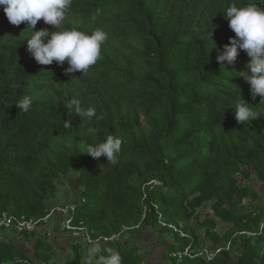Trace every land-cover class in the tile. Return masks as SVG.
<instances>
[{
	"label": "trees",
	"instance_id": "16d2710c",
	"mask_svg": "<svg viewBox=\"0 0 264 264\" xmlns=\"http://www.w3.org/2000/svg\"><path fill=\"white\" fill-rule=\"evenodd\" d=\"M68 179L95 238L166 222L187 234L171 250L202 230L230 243L173 264H264L248 235L264 207L246 209L263 196L264 0H0V211L44 218ZM98 252L145 264L133 244ZM20 258L0 241V264Z\"/></svg>",
	"mask_w": 264,
	"mask_h": 264
},
{
	"label": "crops",
	"instance_id": "0c3cea01",
	"mask_svg": "<svg viewBox=\"0 0 264 264\" xmlns=\"http://www.w3.org/2000/svg\"><path fill=\"white\" fill-rule=\"evenodd\" d=\"M79 200L80 195L70 179L67 185L60 184L58 198L57 201L53 202V207L68 203L76 204ZM202 212V217L205 218L206 215L211 213V209L207 206ZM64 221L65 217L62 214H54L48 222L42 224L36 230L40 233V236L36 239L33 238L36 231L30 234L29 237H25L24 234H18L14 230H0V241L10 243L25 252L31 257L33 264H70L71 246H74L76 254L81 257V264H113L99 259L101 253L98 252V249L110 244H90L85 240L82 233L65 230ZM222 224L229 226L227 228ZM230 227V224L218 219L217 230L221 235L227 232ZM201 236L203 237V244L200 245V248L204 246L215 248L213 243L206 237L204 230H202ZM45 241L50 246V251L47 253L45 252L47 247L43 245ZM121 242L138 246L145 264H173L170 253L173 251L171 247L175 244L167 239L161 231L145 229L142 232L127 235ZM83 246L89 247V251L85 254L82 252ZM167 253L172 261H168Z\"/></svg>",
	"mask_w": 264,
	"mask_h": 264
},
{
	"label": "built area",
	"instance_id": "2783aa9c",
	"mask_svg": "<svg viewBox=\"0 0 264 264\" xmlns=\"http://www.w3.org/2000/svg\"><path fill=\"white\" fill-rule=\"evenodd\" d=\"M146 197V196H145ZM76 210V204H67V205H56L51 208V211L47 216L41 219L22 216H14L5 211H0V230H14L18 234H32L34 233L41 225L42 222H48L54 214H62L65 217L64 229L71 232H80L85 237V240L90 244H114L121 242L126 235L134 230L140 229L141 223L134 227H125L122 231L114 233L111 236H100L95 238L92 236V233L89 232L86 228L81 226H75L72 221L69 219L73 212ZM145 217V216H144ZM163 226H168L178 232L183 237H187L185 232H182L177 226L162 222ZM264 233V221L261 223L259 231L256 233L248 232L249 234L256 235ZM230 243L226 247L210 248L207 246L201 247L198 251H195L192 246H188L185 249H176L173 250L170 255L174 261L177 263L183 262L185 259L202 257L207 261H211L215 258L224 249H229ZM17 264H30L28 259H17Z\"/></svg>",
	"mask_w": 264,
	"mask_h": 264
},
{
	"label": "rangeland",
	"instance_id": "374dc122",
	"mask_svg": "<svg viewBox=\"0 0 264 264\" xmlns=\"http://www.w3.org/2000/svg\"><path fill=\"white\" fill-rule=\"evenodd\" d=\"M72 179V178H71ZM69 180L70 179H68V181H61L60 180V184L62 183V185H67L68 184V182H69ZM254 185L255 186H257V188L259 189V190H262V194H263V196H262V198L260 199V200H248L247 201V203H246V209L247 210H251V209H256L257 207H264V182L263 181H261V180H257V179H255L254 180ZM69 186V185H68ZM64 187V186H63ZM62 187V188H63ZM61 191V190H60ZM57 198H58V196L55 198V201H57ZM68 204H72V203H68ZM64 205H67V204H64ZM222 225H224V226H226L227 228H228V226L229 225H226V224H222ZM159 228L157 227L156 228V230H158ZM163 234L165 235V237L167 238V239H169V240H171L174 244H175V246L178 248V247H180L181 246V244L184 242V240L185 239H183L182 237L180 238V237H177V236H175V234H174V232L173 231H170V230H164L163 231ZM127 235H129V234H127ZM126 235V236H127ZM40 236V233H39V231H36V233H35V235L33 236V238H37V237H39ZM191 241V240H190ZM83 253L85 254V253H87L88 251H89V247H87V246H83ZM76 250L74 249V246H71L70 247V264H81V262H82V259H81V257L80 256H78L76 253L77 252H75ZM236 253V255H238V251H236L235 252ZM167 259H168V261H172V259L170 258V256L168 255V253H167Z\"/></svg>",
	"mask_w": 264,
	"mask_h": 264
},
{
	"label": "clouds",
	"instance_id": "9594fccd",
	"mask_svg": "<svg viewBox=\"0 0 264 264\" xmlns=\"http://www.w3.org/2000/svg\"><path fill=\"white\" fill-rule=\"evenodd\" d=\"M42 42L45 46L50 47V46H61L63 44L62 39H57V40H51V39H42Z\"/></svg>",
	"mask_w": 264,
	"mask_h": 264
},
{
	"label": "bare ground",
	"instance_id": "6f19581e",
	"mask_svg": "<svg viewBox=\"0 0 264 264\" xmlns=\"http://www.w3.org/2000/svg\"><path fill=\"white\" fill-rule=\"evenodd\" d=\"M71 24V23H70ZM76 28V27H75Z\"/></svg>",
	"mask_w": 264,
	"mask_h": 264
}]
</instances>
